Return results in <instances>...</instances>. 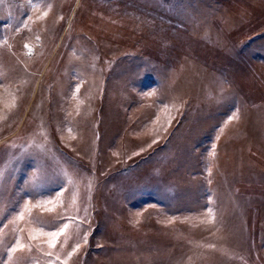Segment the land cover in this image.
<instances>
[{"label":"rangeland","instance_id":"rangeland-1","mask_svg":"<svg viewBox=\"0 0 264 264\" xmlns=\"http://www.w3.org/2000/svg\"><path fill=\"white\" fill-rule=\"evenodd\" d=\"M0 21V264H264V0Z\"/></svg>","mask_w":264,"mask_h":264},{"label":"trees","instance_id":"trees-1","mask_svg":"<svg viewBox=\"0 0 264 264\" xmlns=\"http://www.w3.org/2000/svg\"><path fill=\"white\" fill-rule=\"evenodd\" d=\"M4 34V31H3V26H2V23L0 21V41L2 40V35Z\"/></svg>","mask_w":264,"mask_h":264}]
</instances>
